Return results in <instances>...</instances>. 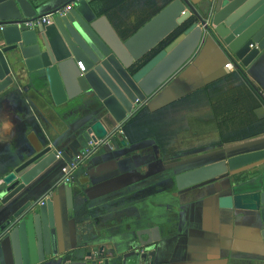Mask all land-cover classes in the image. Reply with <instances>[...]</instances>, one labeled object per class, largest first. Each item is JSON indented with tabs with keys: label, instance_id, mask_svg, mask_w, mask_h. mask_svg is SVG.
<instances>
[{
	"label": "water",
	"instance_id": "water-1",
	"mask_svg": "<svg viewBox=\"0 0 264 264\" xmlns=\"http://www.w3.org/2000/svg\"><path fill=\"white\" fill-rule=\"evenodd\" d=\"M91 1L75 0L65 15H58L62 9L52 13L51 25L32 29L25 21L41 16L29 0H0V95L29 83L48 106L47 94L56 106L77 96L92 106L80 126L59 141L62 146L66 142L64 148L40 141L33 154L22 157L0 179V248L7 264H153L161 240L159 227L139 230L138 241L130 240L126 250L115 249L107 256L60 254L54 206L36 203L35 186L61 164H72L90 142L107 141L112 146L109 138L118 130L107 127L106 120H112L114 127L129 122L189 64L208 38L229 54L237 70L249 67L264 51V0H222L206 16L190 0H173L126 40L106 16L93 11ZM155 149L158 154L159 148ZM261 164L264 149L226 156L176 174L175 183L184 192ZM64 188L72 215L73 187ZM253 195L264 237V174ZM220 204L231 207L232 197L221 198Z\"/></svg>",
	"mask_w": 264,
	"mask_h": 264
},
{
	"label": "crops",
	"instance_id": "crops-1",
	"mask_svg": "<svg viewBox=\"0 0 264 264\" xmlns=\"http://www.w3.org/2000/svg\"><path fill=\"white\" fill-rule=\"evenodd\" d=\"M29 1L39 16L52 15L75 3L39 0V7H35ZM148 1L136 0L142 7ZM152 1L162 4V0ZM190 1L206 16L222 0ZM129 23L133 26L135 20ZM229 61V54L208 38L148 105L159 108L232 73L226 69ZM241 69L263 102L260 114L264 117V51L249 67ZM47 96L50 106L29 83L0 95V179L22 157L33 154L40 141L61 145L59 141L92 112L91 104L80 96L61 106L54 105ZM105 124L118 132L109 138L112 146L105 141L76 174L75 183L70 185L74 195L72 215L64 188L69 185L60 184L66 163L35 186L36 203L46 199L54 206V232L60 254L92 252L107 256L115 249L126 250L130 240L138 241L139 230L159 227L161 240L154 249L153 264H264V237L253 210V194L262 183L264 164L184 192H179L175 183L176 174L226 156L263 150L264 135L213 148L210 146L218 135L212 134L217 138L201 145L203 149L171 156L160 151L157 154L156 145L150 142L124 146L120 126L114 127L112 120ZM224 197H232L231 207L221 206ZM0 262L7 264L1 248Z\"/></svg>",
	"mask_w": 264,
	"mask_h": 264
},
{
	"label": "trees",
	"instance_id": "trees-1",
	"mask_svg": "<svg viewBox=\"0 0 264 264\" xmlns=\"http://www.w3.org/2000/svg\"><path fill=\"white\" fill-rule=\"evenodd\" d=\"M31 1L39 7V0ZM149 1L144 7L138 0H92L90 5L99 17L106 16L120 38L126 40L173 0H162L161 5ZM132 19L133 26L129 23ZM262 103L238 70L159 108H142L123 126L124 137L129 146L150 142L163 155L171 156L203 149L194 147L193 141L212 134H217L218 140L210 147L233 144L264 135Z\"/></svg>",
	"mask_w": 264,
	"mask_h": 264
},
{
	"label": "built area",
	"instance_id": "built-area-1",
	"mask_svg": "<svg viewBox=\"0 0 264 264\" xmlns=\"http://www.w3.org/2000/svg\"><path fill=\"white\" fill-rule=\"evenodd\" d=\"M73 5H69L66 6L64 9H62L59 12V16L65 15L67 12L70 11L71 8H73ZM53 15H43L41 17H38L36 19H32L29 20L27 22H25V26L29 27V28H36L38 26L44 25H51L53 22ZM2 29V28H1ZM79 69L81 71H84V67L82 65V63L79 64ZM226 69L232 72L237 71L236 66L234 65V63H232L231 61L228 62V64H226ZM263 96V95H262ZM119 132H121V134L124 135L123 132V126L119 127ZM105 141H99V142H90L89 143V147L87 149L82 150V152L79 154V156H76L73 160L72 164H66L67 168L65 171V175L62 179V181L60 182V184L62 185H73L76 181V174L78 173V171L80 170V168L85 164L86 161H88L97 151L98 149L104 144ZM58 160L62 159V153L60 151H58V155H57ZM46 199L41 200V202H39V204H44Z\"/></svg>",
	"mask_w": 264,
	"mask_h": 264
},
{
	"label": "rangeland",
	"instance_id": "rangeland-1",
	"mask_svg": "<svg viewBox=\"0 0 264 264\" xmlns=\"http://www.w3.org/2000/svg\"><path fill=\"white\" fill-rule=\"evenodd\" d=\"M207 138H210V139H207ZM217 136L215 135H210L208 137H205V138H198V139H195L193 142V145L194 147H200L201 145H207L208 143L212 142L214 139H216ZM189 143V142H188ZM165 201H168L167 199H165Z\"/></svg>",
	"mask_w": 264,
	"mask_h": 264
}]
</instances>
